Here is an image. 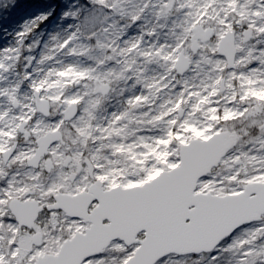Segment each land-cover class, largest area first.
I'll use <instances>...</instances> for the list:
<instances>
[{"label": "rangeland", "instance_id": "obj_1", "mask_svg": "<svg viewBox=\"0 0 264 264\" xmlns=\"http://www.w3.org/2000/svg\"><path fill=\"white\" fill-rule=\"evenodd\" d=\"M168 0H151V8L154 10L145 18V23L150 20L160 23L164 33L175 34L180 31L182 35L178 37L179 43L176 45L178 52L186 43L191 41L193 29H190V13L193 9L187 7L188 0H176L175 9L166 16H160L161 5ZM80 2V0H78ZM19 3V7L13 5ZM144 0H121L122 11L135 14L137 9L143 7ZM194 10L199 12V23L196 26L215 29V38L206 44L201 45L198 58L191 60L190 70L183 76L176 75V63L179 58L173 57L171 53L164 55L159 49L158 60L142 57L137 62L135 69H129V75L124 77V83L114 95L108 96V107L100 114V123L86 125V134L80 135L83 140L77 142L73 157L74 164L71 170H78L79 166H85L88 159L97 165L98 170L106 171L110 169L112 173L119 170L124 173L123 182L120 187L129 181L139 183L142 179H147L145 172L158 177L161 173L170 171L169 163L179 162V156L173 148L168 155L145 154L142 147L148 138L157 136L158 130L152 126L150 121L153 117L162 114L171 107L172 102L178 98L186 97L188 91H198L205 94L210 85H215L218 95L212 97L218 101L219 107H229L236 111L241 105L254 106V103L264 102L259 97L247 96L246 100H237L232 103L233 97H239L241 92L245 94L258 91L264 85V0H193ZM64 7L63 0H0V112L7 113L4 121H0V129L8 131L9 127L15 128L11 138L0 137L6 142V147L10 148L14 143H18V149L14 157L9 162H4L3 153H0V173H4L6 168L12 166V161L17 163L23 159L26 161L35 152L36 140L52 131H60L59 127L42 128L39 121L34 120L33 114L38 112L35 104V88L40 83L47 81L52 75L51 68L47 66L46 60L55 61L56 44L51 41V35L57 31L60 10ZM55 9V15L53 13ZM48 15V19L43 17ZM97 20L95 13L84 18L86 26L94 24ZM166 21V22H165ZM39 25L37 27L36 25ZM239 29L237 34V60L235 69H230L224 57L218 53L221 39L234 29ZM31 29V31H28ZM252 30L251 39L244 41V32ZM21 33H26L21 35ZM153 42H148V49L152 48ZM167 47V45H165ZM41 53V57H35L32 52ZM210 53V54H209ZM171 55L172 59L165 60L164 56ZM171 61V65L166 62ZM227 75H224L225 71ZM135 71V75L131 73ZM58 74V73H57ZM85 79L86 75L79 77ZM217 81L219 83L217 84ZM68 81H65L67 84ZM222 83H224L222 87ZM45 83L40 92H51ZM15 96L19 107L14 108V103L9 95ZM48 100H56L57 96L44 97ZM60 98V97H59ZM77 99L81 103L80 99ZM70 99V100H72ZM68 100L64 102L67 104ZM190 111V106H185V114ZM179 115V113L177 114ZM201 125L208 123V119L203 112L197 113L194 117ZM226 131L236 135L234 151L227 155L220 166L211 173L212 179L201 180V184L207 183L210 189L219 190L224 196L232 195L233 192H240L248 184L249 179L255 181L258 177L257 165H260L261 178H264V145L258 141L264 139V129L251 121L236 118L228 121H219ZM26 124L25 132L21 134L19 128ZM19 125V127H17ZM256 129L259 131L256 132ZM255 141V142H254ZM246 142V143H245ZM122 146L124 152H117L116 148ZM60 148H64L65 156L73 152L72 145L58 143L54 145L50 152L51 156L63 153ZM136 156V160L130 158ZM23 154V155H22ZM63 155V156H64ZM57 167H62L61 161ZM239 156L240 160L235 158ZM245 156L252 157L245 160ZM19 157V159H17ZM119 168V169H118ZM39 172V170H37ZM159 172V175H156ZM20 173H13L2 177L0 188H6L11 182H15V188H26L19 179ZM60 177V176H59ZM38 180V176L30 177ZM49 188L44 189L42 184H35L34 187L40 192L41 199L36 198L32 188H27L26 192L15 193L12 199L6 200L0 205V216L8 217L5 224L11 223L19 228L15 218L9 210V205L13 199L36 200L44 205L43 196L45 192L50 196L57 195L58 191L71 192L73 189L87 186V169L82 174L81 180L75 184L58 181V176L48 175ZM258 179V178H257ZM152 180H149L150 182ZM112 184L108 188L112 189ZM144 184H141L142 186ZM198 190V188H197ZM209 190H206L208 193ZM6 206V207H5ZM45 206V205H44ZM63 213V212H62ZM63 220L68 225V232L76 226L70 222V218L63 213ZM78 223V220L76 221ZM47 223L43 214L39 220L29 228H19V233L24 237L33 234L34 227H39L46 231L48 235L45 239L51 246L60 247L62 243L69 239V236L62 237L53 235L44 229L43 224ZM258 223L249 225L254 228ZM57 222L53 219V226ZM63 232V229H59ZM121 241H114L109 248H117ZM109 252L108 256L111 257ZM176 259V258H174ZM84 264H100L95 258H91ZM178 264H194L192 258L179 259ZM199 264H211L207 254L199 260Z\"/></svg>", "mask_w": 264, "mask_h": 264}, {"label": "snow or ice", "instance_id": "obj_2", "mask_svg": "<svg viewBox=\"0 0 264 264\" xmlns=\"http://www.w3.org/2000/svg\"><path fill=\"white\" fill-rule=\"evenodd\" d=\"M13 7H19V3ZM187 7L193 9L190 13L191 30L199 23V12L194 10L193 0H188ZM43 19L47 20L48 15ZM36 26L39 27L38 24ZM63 46H67V42ZM164 59L170 60L172 56H164ZM3 67L0 64V69ZM57 75L79 78L86 73L69 68ZM45 83L49 88H54L59 81H44L36 86V92L39 93ZM9 95L15 103V96ZM217 95L215 85H210L203 95L198 91H188L186 97L178 98L165 112L150 121L159 134L142 144L145 154L166 156L174 148L180 158L179 162L169 163V168L175 171L159 183L136 193L112 192L108 182L113 173L108 169L106 174L93 176L95 183L91 185L92 192L80 187L69 192L67 199H60L66 216L76 224L69 232V239L60 247H50L45 239L48 233L41 228L34 227L33 234L24 237L18 234V227L5 224V220L11 218L0 216V264H76L74 249L94 241L97 234L105 230V225L101 223L105 216L112 221L113 228H118L121 218L126 215H131L137 227L143 229L139 231V238L132 239L131 235H125L119 247L95 253L100 264H178V260L184 258H192L194 264H199L205 254L211 264H264V189L259 190L256 198H246L241 192H233L232 196L239 197L233 200L219 190L210 189L207 183L201 184L197 190L189 179V173L198 167L201 154L215 157L226 138L236 139L219 121H228L239 115L264 129V102L254 103V106L241 105L233 111L227 106L219 107L218 101L211 99ZM247 96L264 100V85L258 91L241 92L231 102L246 100ZM77 103V99L67 101L69 105ZM186 105L190 106V111L185 114ZM201 112L209 121L203 125L194 119ZM6 116L7 113L0 112V121H4ZM14 132L15 128L11 127L8 131L0 129V137L11 138ZM80 133L85 135L86 129H80ZM258 142L264 145V139ZM8 151L10 149L6 147V142L0 139V153ZM116 151L122 153L124 148L118 146ZM128 151L135 161L136 156L131 155V149ZM251 158L245 156V160ZM235 159L239 161L240 157ZM261 163H264V159ZM145 175L147 179L139 183L129 181L124 187L139 189L141 184L155 180V176L148 172ZM201 180H208V176H202ZM248 183H253V180L249 179ZM111 187L120 186L113 182ZM206 190L209 192L206 193ZM26 191L27 188H15V182H11L6 188H0V205L12 199L15 193ZM89 198L100 201V211L94 215H89L85 208ZM255 221H259L257 226L249 228ZM22 223L23 218L20 220L21 226ZM109 252L112 253L110 258Z\"/></svg>", "mask_w": 264, "mask_h": 264}, {"label": "clouds", "instance_id": "obj_3", "mask_svg": "<svg viewBox=\"0 0 264 264\" xmlns=\"http://www.w3.org/2000/svg\"><path fill=\"white\" fill-rule=\"evenodd\" d=\"M64 7L60 10L57 31L51 35L57 50L55 61L46 60V64L51 68L52 75L47 79L50 83L59 81L57 87L51 92H40L38 95L44 97L57 96L59 99H48L47 113L36 112L33 114L34 120L39 121L42 128L59 127V135L63 137V143L72 145L75 152L77 142L83 140L80 129H86L88 124L100 123V114L108 107V96L114 95L119 86L124 83V77L129 75V69H135L138 61L142 57L152 56L158 60L155 50L159 49L164 55L171 53L175 58L191 57L198 58V52L192 48L189 41L178 52L176 45L179 43L178 37L182 35L180 31L175 34L164 33L160 23L150 20L145 23V18L153 13L151 0H144L143 7L137 9L135 14L122 11L121 0H63ZM55 9H53V12ZM95 13L97 20L94 24L86 26L84 18ZM52 14V13H50ZM166 22V21H165ZM67 42V46H63ZM148 42L152 43V48L148 49ZM167 45V47H165ZM32 54L40 58L41 53L33 50ZM210 54V53H209ZM171 61L166 62L171 65ZM74 68L76 71L85 72L86 78L60 77V71ZM228 69L224 75H227ZM135 75V71L131 73ZM179 75V73H176ZM68 81L65 84V81ZM98 85H103L106 89H111L107 96L101 95L97 91ZM36 95V93H33ZM72 98L80 99L78 105L66 104L65 100ZM246 143V142H245ZM60 151H65L60 148ZM23 155V154H22ZM35 163L23 159L17 163L12 161V166L4 170V175L19 172V179L26 188H32L38 200L41 199L40 192L34 187L35 184H42L44 189L50 187L48 183V172L46 165H41L39 172L28 165ZM38 176V180L30 177ZM212 179V175H208ZM42 208L44 219V229L53 235L62 237L69 236L68 225L63 220V213L56 208H47V204H55L53 196L45 192ZM6 207V206H5ZM55 218L57 225L53 226ZM63 229V232L59 231Z\"/></svg>", "mask_w": 264, "mask_h": 264}, {"label": "water", "instance_id": "obj_4", "mask_svg": "<svg viewBox=\"0 0 264 264\" xmlns=\"http://www.w3.org/2000/svg\"><path fill=\"white\" fill-rule=\"evenodd\" d=\"M176 0H168L167 4L161 6V11L159 13L160 16H166L170 14V12L175 7ZM214 36L213 29H204L202 26H196L193 29V36L191 38L192 48L194 51L199 52L200 44L209 42ZM252 36V30H247L244 33V41L248 42ZM219 55L224 57L228 65L231 69L235 68V61L237 56V49H236V33L234 31H230L226 34L225 37L222 38L219 46ZM191 68V60L189 58L179 56V59L176 64V70L179 75L183 76L186 74ZM223 86V83H222ZM97 91L101 95L107 96L110 89H106L103 85H98ZM34 95L36 107L39 112L47 113L48 111V104L47 100L44 99L42 96L38 95V92H35ZM40 93V92H39ZM76 105V104H73ZM15 108H18V102L14 104ZM25 124L22 125V129H24ZM59 131L49 132L45 136L38 139V149L36 151V155L31 159L35 161V163L30 164L35 168H38L41 159L48 153L51 146L56 143H59L63 140V137L59 135ZM235 145V140L230 138H226L225 142L220 149V152L215 157H209L207 155L201 154L199 156V164L195 171H191L189 173V179L193 183V185L197 186L201 180L202 176H208L213 169H216L222 160L227 156L226 154L229 153ZM15 147H13L10 151L5 154V159L9 160L12 156ZM69 162V159L66 163ZM183 167V165H181ZM175 170H170L161 173L155 180L148 182L140 186L139 189L133 188H114L112 192H127V193H136L141 190L147 189L150 186H153L163 180L170 172ZM264 189V183H251L248 184L245 190L242 192L244 197H251L256 198L259 195V190ZM89 193L92 192V188L89 189ZM229 199H239V197H235L232 195L225 196ZM60 199H67V195H58L55 197V204L49 206L48 208H56L60 211H64L65 209L61 206ZM78 200V198H77ZM97 201L98 206L95 207L91 212H89L90 205ZM42 208L40 204L36 201L27 200V201H20V200H13L10 203V211L15 217L19 227H28L34 224L40 217L42 213ZM86 210L88 211L89 215H94L100 211V201L95 198H89L87 204L85 205ZM23 218L22 226L20 224V220ZM259 221H255L253 223H257ZM101 223L105 225V230L100 231L97 234V237L94 241L84 244L73 251V258L76 261V264H84L85 261L95 257L94 254L97 252H102L105 249L109 248L112 242L114 241H122V237L125 235H131L132 239L139 238V231L143 229H139L137 227L136 221L132 218L131 215H126L121 218L120 225L118 228L112 227V221L108 219L107 216L101 220Z\"/></svg>", "mask_w": 264, "mask_h": 264}, {"label": "flooded vegetation", "instance_id": "obj_5", "mask_svg": "<svg viewBox=\"0 0 264 264\" xmlns=\"http://www.w3.org/2000/svg\"><path fill=\"white\" fill-rule=\"evenodd\" d=\"M164 5V4H163ZM162 6V5H161ZM175 6H176V3H175ZM161 8V7H160ZM174 9H175V7H174ZM173 9V10H174ZM172 10V11H173ZM171 11V12H172ZM170 12V13H171ZM169 15V14H168ZM203 27V26H202ZM204 29H213L214 30V36H213V38L209 41V42H211L214 38H215V36H216V32H215V29L214 28H211V27H207V28H205V27H203ZM232 31H234L235 33H236V37H237V34H238V32H239V29L237 28V29H234V30H232ZM230 32V31H229ZM226 36V35H225ZM224 36V37H225ZM222 40V39H221ZM209 42H207V43H209ZM221 42V41H220ZM203 44H206V43H203ZM203 44H200V50H201V45H203ZM219 46H220V43H219ZM236 49H237V39H236ZM199 50V51H200ZM218 53H219V47H218ZM222 57V56H221ZM226 60V59H225ZM236 60H237V56H236ZM227 61V60H226ZM228 63V62H227ZM228 67H229V65H228ZM235 67H236V61H235ZM230 68V67H229ZM231 69V68H230ZM235 69V68H234ZM223 85H224V83H223ZM223 87V86H222ZM15 104V103H14ZM35 104H36V102H35ZM78 104H80V102L79 103H77L76 105H78ZM18 107H19V104H18ZM14 108H15V106H14ZM37 108V107H36ZM15 109H17V108H15ZM38 111V110H37ZM39 112V111H38ZM25 129H26V124H25V127H24V129H22V125L20 126V128H19V132L21 133V134H23V133H25L26 134V136L27 137H29L30 136V133L29 132H25ZM52 132H54V131H52ZM60 132V131H59ZM259 131L256 129V132L254 133V134H256V133H258ZM48 134V133H47ZM235 135V134H234ZM43 136H45V135H43ZM43 136H41V137H43ZM40 137V138H41ZM235 137H236V135H235ZM39 139V138H38ZM38 139L36 140V148H35V152H34V154H33V156L31 157V158H29L28 160H30V159H32L35 155H36V151H37V149H38V144H37V141H38ZM59 143H63V140L62 141H60ZM56 144H58V143H56ZM56 144H54V145H56ZM53 145V146H54ZM18 146H19V144L16 142V143H14L13 144V146H11L9 149L11 150L13 147H15V150H14V152H13V154H12V156L10 157V159L9 160H6L5 159V154L7 153V152H4L3 153V160H4V162H9V161H11V159L14 157V155H15V153L17 152V149H18ZM53 146H51V148L53 147ZM51 148L49 149V151H48V153L41 159V161H40V163H39V166H38V168H35V167H33V166H30V165H28V167L29 168H35L36 170H39L40 169V166L43 164V165H46L47 166V168H46V170H47V172H48V174H54L55 176H58V181H62V182H69L70 184H75V183H77L79 180H81V178H82V174L83 173H85L86 172V169H87V190H89V188L91 187V185L93 184V183H95V181L93 180V176L94 175H97V174H106V173H104L105 171H103V170H98V168H97V165L96 164H94L92 161H90V160H86L85 161V166H79L78 167V170L76 169V170H71L72 169V166H73V164H74V160H73V157L72 156H70V155H64L65 154V152H63V153H59L60 154V156L59 155H55V156H51V152H50V150H51ZM64 155V156H63ZM62 156H63V160L61 161V164H62V167H57V165H58V163L60 162V160H61V158H62ZM69 159V162L68 163H66L67 162V160ZM27 160V161H28ZM27 161H26V163H27ZM124 164L122 165V167H121V169H122V172L120 173L119 172V170H117L116 172H114L113 173V175L109 178V182H108V184L110 183V184H112L113 182L115 183V184H117V185H119V186H121V184H122V182L124 181L123 180V177H120V176H123V173H124V169H123V167H124V165H125V162H123ZM119 169V168H118ZM256 169H257V173L259 174L258 175V179L257 178H255L256 180L255 181H253V183H264V178H261V172H260V165H257V167H256ZM60 176V177H59ZM2 177L4 178L5 176H4V173H0V180H2ZM123 180V181H122ZM249 184V183H248ZM248 184H246V186L248 185ZM246 186L244 187V189L242 190V191H240L241 193L245 190V188H246ZM61 194H63V195H67L68 194V192H66V191H58L57 192V195H55L54 196V200H55V197L56 196H58V195H61ZM13 200H15V199H13ZM17 200H20V201H25V200H28V199H17ZM32 201H36V200H32ZM38 202V201H37ZM56 202V201H55ZM40 204V203H39ZM41 205V204H40ZM51 205H53V204H47V208L49 207V206H51ZM97 205V203H95L92 207L94 208L95 206ZM43 208L45 207L44 205H41ZM61 212H63L64 213V211H61Z\"/></svg>", "mask_w": 264, "mask_h": 264}]
</instances>
